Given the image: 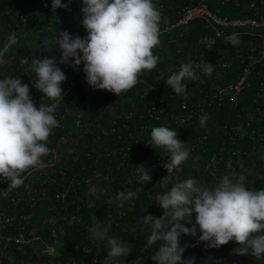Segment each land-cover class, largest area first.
Returning a JSON list of instances; mask_svg holds the SVG:
<instances>
[{
	"label": "built area",
	"instance_id": "built-area-1",
	"mask_svg": "<svg viewBox=\"0 0 264 264\" xmlns=\"http://www.w3.org/2000/svg\"><path fill=\"white\" fill-rule=\"evenodd\" d=\"M63 2L69 3V0ZM153 2L162 13L161 43L153 50L154 54L165 48L167 56L172 55L168 53V45L173 43L183 57L174 65L166 66L156 79L141 83L133 96L121 101L123 107L111 117L95 118V121L87 114L90 101L109 91L93 89L87 83L83 64L78 70L70 63L58 64L67 76L63 84L64 100L58 103L44 97V93L34 87L35 73L30 68L31 60L38 55L41 59L51 55L59 57L57 46L51 47L49 52L41 49L43 42L58 36L60 30L87 36L82 24V0H71L67 9L59 8L55 13L52 0H32L13 8L1 22L0 36L4 44L15 33L18 42L12 47L30 41L39 47L24 53L11 65L7 75L29 84L37 108L41 103L53 106L60 126L53 129L49 137L50 154L42 158L39 167L24 174L23 184L8 187L9 182L0 186V249L3 250L0 261L8 248L32 252L36 259L31 261L36 264H61V260H53L63 245L58 235L60 219L81 197L83 186L91 185L94 180L103 185L108 171L122 168L132 160H137L135 171L140 164L149 163L160 173L167 172L163 165L170 160L169 152L158 148L151 156L147 154L151 146L147 142L155 126L176 129L200 125V116L213 111L220 116L213 117L210 126L181 139L190 150L186 161L205 155L207 165L222 161L229 165L231 161L246 157H264V0ZM229 35L247 36L244 43L234 46L225 42ZM24 58H28V64L21 63ZM204 60L213 64V72L205 75L197 70V80L185 81L186 95L175 94L167 87L163 77L177 72L183 63L195 65ZM109 133L115 141L111 146L102 141ZM90 138L96 142L90 143L88 148L83 140ZM80 154L85 155L86 160L80 161ZM149 213L159 217L163 209L154 207ZM73 217L72 212L66 223ZM150 233L151 227L147 239ZM199 235V230L196 236L182 235L181 242L200 241ZM160 243L120 257L114 264H139L140 260L158 251ZM234 243L230 241L226 245ZM71 250L79 251L81 256L65 264H96L97 261L102 264L109 249H105L104 257H100L99 249L86 242L74 243Z\"/></svg>",
	"mask_w": 264,
	"mask_h": 264
},
{
	"label": "clouds",
	"instance_id": "clouds-1",
	"mask_svg": "<svg viewBox=\"0 0 264 264\" xmlns=\"http://www.w3.org/2000/svg\"><path fill=\"white\" fill-rule=\"evenodd\" d=\"M70 3L71 0L69 3L52 0V11L67 9ZM82 5V24L87 36L60 30L58 36L45 40L41 49L49 52L57 46L59 57L41 59L38 55L31 60L30 68L35 73L32 84L44 97L57 103L64 100L63 84L67 79L58 64L70 63L74 70L83 64L87 83L93 89L107 90L120 97L141 82L145 71L156 69L159 61L153 50L161 43L162 13L153 0H82ZM17 42V35L11 34L0 48V60ZM225 42L234 46L241 43L236 35L225 37ZM21 63L28 64V58ZM197 70L210 75L213 64L206 60L195 65L183 63L165 80L166 84L175 94L186 95L185 81L197 80ZM3 77L0 79V179L9 180L8 187H19L24 174L39 167L42 158L50 154L49 137L60 124L53 106L41 103L37 108L29 84L22 83L19 77ZM208 119L207 114L200 116L201 127ZM150 135L148 144L170 153V160L163 165L168 175L189 158L190 150L177 130L155 126ZM140 165L136 169L139 181L150 182L149 168ZM97 191L95 187L91 189L93 194ZM136 195L134 191H118L117 199L123 206ZM153 202L163 209L162 216L149 213L142 219L151 227L145 249L162 242L151 255L156 264H194V258L184 257L187 245L181 246V236H196L198 230L199 240L207 242V247L219 248L235 241L238 247L232 253L264 259V188L249 187L243 174L224 175L214 185L188 178L158 194ZM88 234L92 239L107 240L109 250L102 264H114L132 250L130 242L120 235H109V228L102 227L96 218Z\"/></svg>",
	"mask_w": 264,
	"mask_h": 264
},
{
	"label": "trees",
	"instance_id": "trees-1",
	"mask_svg": "<svg viewBox=\"0 0 264 264\" xmlns=\"http://www.w3.org/2000/svg\"><path fill=\"white\" fill-rule=\"evenodd\" d=\"M31 1L32 0H0V25L1 22L9 16L13 8L27 5ZM71 34H78L81 37H85L80 32L75 33L71 31ZM246 36L247 35H241L238 38L244 43ZM3 46L4 44L2 47ZM216 47L218 46L216 45ZM168 48L170 49L168 53H172V55L168 54L169 56H167L165 48L157 50L155 55L159 57V61L156 69L151 72L145 71L141 76V82L136 87L122 94L120 97L110 91L104 96L92 97L87 114L94 118V121L96 120L95 118L103 119L105 117H111L116 111L123 107L121 101L133 96L135 90L141 83L156 79L166 66L174 65L182 59L183 56L180 55V52L176 51L175 44H169ZM38 49V45L32 41L29 43L22 42L12 47L9 53L0 60V79H3V76L7 75L11 65L18 61L24 53ZM221 49H223V47H221ZM165 77H163V79ZM215 116L220 115H215V113L211 111L208 115L209 119L204 127L198 124L195 126H181L176 129H171L178 131L180 139L189 138L199 130L206 129L210 126V121ZM83 141L87 143L88 148L90 143L94 144L96 142L94 138L84 139ZM102 141L107 142L108 146L115 143L111 133L105 136ZM76 145L79 146L80 142H76ZM147 152V154L151 156L156 152V149L153 146H149ZM142 156L143 155H141L140 159H142ZM78 158L80 161L86 160V156L83 154H80ZM207 160L205 155H201L197 159L185 161L169 175L168 171L160 173L156 170V167L149 163H144L145 166L143 167L149 168L151 181L144 182L143 184L139 181L135 171L137 160L127 161L122 168L108 171V179L102 181L103 185H98L94 180L91 181V185L83 186L80 189L81 197L77 198L73 205L69 206L68 211H65V217L60 219V221L64 219L69 220V214L72 212L74 213V217L70 222L66 223L58 230V235L62 239L63 245L60 246V252L53 260L59 259L62 261L61 264H65L70 261V259H79L81 253L77 250H71L73 244L76 242H86L91 244L94 249H97L96 244H98L100 257L105 256V249L108 248L107 240L92 239L88 234V229L94 218H96L98 222H101L102 227L109 228V235H120L123 239L130 242L132 250L129 254H136L141 251L147 244V232L148 228H150V225L144 224L142 218L148 215L149 210L152 208L159 207L153 202L158 194L170 190L176 183L185 179L196 178L202 184L214 185L224 175L232 177L243 174L247 179L249 187L255 189L264 188V157H246L240 161H231L229 165H226L224 161L207 165ZM246 170H248V172ZM165 176V185L161 186L158 182H160V177ZM155 183H157V185H154ZM93 187L98 189L95 194L91 192ZM56 189L57 188L54 190ZM126 190L134 191L137 195L121 206L117 199V194L118 191ZM76 204L79 205L77 210L75 209L77 206ZM121 212L124 213L122 214ZM185 245H187V248L184 257L185 259L194 258V264H264L262 259H256L250 255L232 253V249L238 247L237 243L223 245L219 248H210L207 247V242L205 241L189 240L188 242H181V246ZM12 251L13 253H11V255H14L12 259L8 255H3L1 257V264H21L22 260H24L23 263H25V260L32 262L31 260L36 259L32 252L31 256H29V254L24 253L22 249H13ZM42 258L48 261L47 257L43 256ZM142 260V264H156V262L151 259V256ZM96 264H98V261Z\"/></svg>",
	"mask_w": 264,
	"mask_h": 264
},
{
	"label": "rangeland",
	"instance_id": "rangeland-1",
	"mask_svg": "<svg viewBox=\"0 0 264 264\" xmlns=\"http://www.w3.org/2000/svg\"><path fill=\"white\" fill-rule=\"evenodd\" d=\"M35 1V0H34ZM191 44V43H190ZM192 45V47H194L195 45H194V43H192L191 44ZM193 49H195V48H193ZM170 75H168V76H166L165 78H164V80H166L168 77H169ZM167 87L169 88L170 86L169 85H167ZM247 172H248V170H246ZM163 178V179H162ZM166 178V176L165 177H160V182H158L161 186H164L165 185V181H164V179ZM143 184V183H142ZM154 185H157V183H155ZM66 221L67 220H62V221H60V225H59V229H61L62 227H63V225H65L66 224ZM63 223V224H62ZM10 253L12 252V251H9ZM9 252H8V254H9ZM23 252L24 253H27V254H29V256H31V252H29V251H25V250H23ZM27 254H26V256H27ZM9 257H13L14 255H8ZM142 261L143 260H140V262H139V264H142Z\"/></svg>",
	"mask_w": 264,
	"mask_h": 264
},
{
	"label": "crops",
	"instance_id": "crops-1",
	"mask_svg": "<svg viewBox=\"0 0 264 264\" xmlns=\"http://www.w3.org/2000/svg\"><path fill=\"white\" fill-rule=\"evenodd\" d=\"M4 44V39L0 36V48H2V45ZM10 181L9 180H5V179H0V186L2 185H5V184H8ZM9 208H7L8 210ZM37 213L39 214L38 210H37ZM96 247L98 249V244H96ZM7 251L4 252V254L7 255V253L10 251H12V249H8L6 248ZM0 251H3L2 249H0ZM13 253V251L11 252ZM11 253L9 252V255H11ZM12 259V258H11ZM24 260L21 261V263H23ZM27 264H36L35 262H28V261H25ZM0 264H1V261H0Z\"/></svg>",
	"mask_w": 264,
	"mask_h": 264
}]
</instances>
